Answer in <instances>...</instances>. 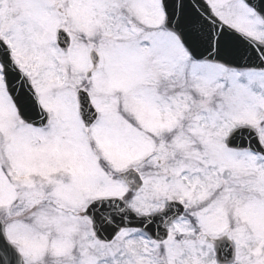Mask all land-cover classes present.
Segmentation results:
<instances>
[{"label": "snow or ice", "instance_id": "6c2138e0", "mask_svg": "<svg viewBox=\"0 0 264 264\" xmlns=\"http://www.w3.org/2000/svg\"><path fill=\"white\" fill-rule=\"evenodd\" d=\"M0 264H264V0H0Z\"/></svg>", "mask_w": 264, "mask_h": 264}]
</instances>
